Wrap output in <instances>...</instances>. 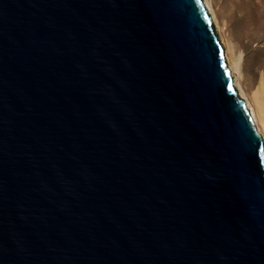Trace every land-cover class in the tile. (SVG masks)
Wrapping results in <instances>:
<instances>
[{
	"label": "water",
	"instance_id": "1",
	"mask_svg": "<svg viewBox=\"0 0 264 264\" xmlns=\"http://www.w3.org/2000/svg\"><path fill=\"white\" fill-rule=\"evenodd\" d=\"M204 0H0V264H264V136Z\"/></svg>",
	"mask_w": 264,
	"mask_h": 264
},
{
	"label": "rangeland",
	"instance_id": "2",
	"mask_svg": "<svg viewBox=\"0 0 264 264\" xmlns=\"http://www.w3.org/2000/svg\"><path fill=\"white\" fill-rule=\"evenodd\" d=\"M209 1L229 45L230 59L240 68L242 86L263 112L264 0Z\"/></svg>",
	"mask_w": 264,
	"mask_h": 264
},
{
	"label": "bare ground",
	"instance_id": "3",
	"mask_svg": "<svg viewBox=\"0 0 264 264\" xmlns=\"http://www.w3.org/2000/svg\"><path fill=\"white\" fill-rule=\"evenodd\" d=\"M204 3L207 7V9L210 11V13L212 14L213 20L217 26L218 32L220 34V39H221V43L225 49V60L227 63V66L229 67L232 75H233V81L235 83V86L242 98V100L245 102V104L247 105L249 111L251 112V115L253 116L256 125L258 126L260 132L262 133V135L264 136V115H262L264 113V111L262 112L259 108L257 107V105L254 103V101L247 95V93L245 92L242 83L240 81L241 79V71L240 68L237 64L233 63L232 60L230 59V48L229 45L227 43V41L225 40L223 33H222V28L219 24V20H218V15L215 12L211 2L209 0H204Z\"/></svg>",
	"mask_w": 264,
	"mask_h": 264
},
{
	"label": "snow or ice",
	"instance_id": "4",
	"mask_svg": "<svg viewBox=\"0 0 264 264\" xmlns=\"http://www.w3.org/2000/svg\"><path fill=\"white\" fill-rule=\"evenodd\" d=\"M262 150H264V149H262Z\"/></svg>",
	"mask_w": 264,
	"mask_h": 264
}]
</instances>
